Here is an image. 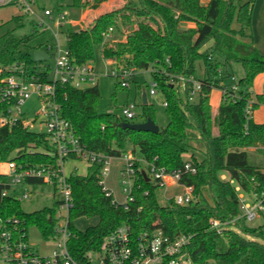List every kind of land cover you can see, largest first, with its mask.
I'll return each mask as SVG.
<instances>
[{
    "label": "trees",
    "instance_id": "trees-1",
    "mask_svg": "<svg viewBox=\"0 0 264 264\" xmlns=\"http://www.w3.org/2000/svg\"><path fill=\"white\" fill-rule=\"evenodd\" d=\"M106 1L71 0L69 6L75 10L96 9ZM252 4L253 0H208L205 4L201 0H126L96 15L86 27L76 28L69 22L63 25L65 44L75 62H92L94 49L100 46L102 58L118 67L153 68L151 75L157 82V92L167 102L168 118L156 133L121 128L119 122L134 121L98 112L96 84L58 87L61 115L71 123L86 149L118 157L131 145L132 153L135 147L139 152L134 165L133 200L126 209L113 205L112 197L102 192L99 164H89L84 175L73 171L67 176L73 198L68 248L76 261L89 263L90 255L102 248L104 238L118 226L128 224L134 233L160 229L169 236L189 235L185 252L197 264H264V223L250 227L240 219L236 230L226 228L222 234L210 225L211 219L225 222L240 213L235 186L245 193L264 189V160L257 162L250 150L264 147V121L246 119L244 114L248 100H252L253 110L264 104V92L253 94L250 90L255 77L264 72V54L253 44L250 32ZM11 22L0 25V32L7 31L0 37V69L7 73V68L21 66L25 77L46 78L50 64L32 58L37 49H43L47 59L52 54L46 44L30 45L38 33L37 26L32 23L30 32L20 34L14 32L16 27ZM185 22L193 26H183ZM109 28L120 32L123 39L105 38ZM209 41L212 45L206 46ZM234 62L243 69L236 90L231 89ZM175 75L202 82L196 100H188L190 82L184 83L182 91L171 85L168 79ZM214 89L224 92L213 112L209 95ZM5 108L0 103V112ZM134 118L154 120L153 105L142 99L141 112ZM53 152L45 132H34L21 121L0 126V161L52 165L56 160ZM186 155L196 172L183 173L179 183L192 187V200L182 205L172 199L161 203V188L147 180V163L172 171L182 168ZM27 183L43 182L29 179ZM7 187L6 177L0 174V188ZM20 201L14 196L0 197V217L24 219L27 225L36 226L43 238L51 236L54 226L47 215L54 213L56 203L26 212ZM80 216L97 217L98 221L77 230L72 220Z\"/></svg>",
    "mask_w": 264,
    "mask_h": 264
},
{
    "label": "built area",
    "instance_id": "built-area-1",
    "mask_svg": "<svg viewBox=\"0 0 264 264\" xmlns=\"http://www.w3.org/2000/svg\"><path fill=\"white\" fill-rule=\"evenodd\" d=\"M13 5L18 14L26 16L33 13L38 20V26L43 30H50L55 42L46 44L52 52L54 67H51L46 78L35 75L25 77L21 66L7 68V73L0 69V103L6 105L0 112V126H12L21 121L27 125L20 110L21 104L32 95H37L43 115L42 123L46 127L45 133L53 145L55 156L54 164L22 165L14 160L0 161V174L6 177L8 187L0 188V197L14 196L19 200L27 198L29 192L24 188L22 192H15L16 187L26 185L27 180L37 179L44 183H51L59 198L54 202L56 208L53 214L47 215V220L54 226L53 234L47 239H53L55 244L49 255H40L33 250L28 240V227L24 219L18 217H0V264H85L76 261L70 254L68 241L71 236L70 211L73 208L71 187L67 177L63 174V163L69 157L80 158L89 164L100 165L98 184L105 195L112 197L111 203L115 206L122 205L127 208V203L133 200L132 185L135 175V158L124 153L118 157L88 150L80 143L71 123L61 115V105L58 96V87L69 85L75 88L92 86L97 79V73L91 62L78 63L70 54L66 44L61 45L58 35L67 22L64 12L53 9L35 7V0H0V6ZM43 16L46 18L44 20ZM112 28L104 34L109 38ZM66 41V38H65ZM107 62H112L106 60ZM117 76L120 77L121 86L128 87L135 73L133 67H118ZM151 71H154L152 69ZM168 81L172 86H178L182 91L184 83L190 82L188 100H196L200 94L202 82L187 78L183 75L170 76ZM231 89L236 90L237 85L232 77ZM224 90V89H223ZM219 90L222 94L224 91ZM157 93V82L150 83L149 94ZM62 96H65L63 94ZM163 105L167 102L163 99ZM246 119L253 117V102L248 100L244 108ZM136 115L135 104L125 103L120 110V116L125 120H132ZM114 158L122 162L119 176L122 179L125 200L118 203L106 186V178L110 173ZM195 173L196 167L192 160L186 159L182 168L167 171L164 167L154 163H147L146 173L161 188V197L168 188H181V192H172L168 199L174 200L178 205L187 204L193 198L192 187L181 185L179 179L183 173ZM239 200L240 213L234 218L219 222L211 219L210 225L218 234L224 229L232 228L242 219L245 222L255 220L264 212V189L260 192L245 193L235 186ZM34 226V225H32ZM190 236L178 234L169 236L160 229L144 230L134 233L128 224L118 226L107 235L102 248L90 255L87 264H197L191 261L185 249Z\"/></svg>",
    "mask_w": 264,
    "mask_h": 264
},
{
    "label": "rangeland",
    "instance_id": "rangeland-1",
    "mask_svg": "<svg viewBox=\"0 0 264 264\" xmlns=\"http://www.w3.org/2000/svg\"><path fill=\"white\" fill-rule=\"evenodd\" d=\"M126 0H108L102 3L96 9H84L75 10L69 6L71 0H35V7L53 9L54 15L57 13V7L65 13L67 17V22L72 25H76V28L86 27L92 22L93 18L101 12L110 10L121 6ZM247 0H239L240 3ZM204 2V3H203ZM207 0H201V3L205 4ZM255 2V3H254ZM254 5H252L251 10V31L255 37V42L258 45L261 53L264 54V0H253ZM18 11L13 5H2L0 6V25L5 21H12L14 27L17 28V32L24 34L32 30V23L37 26L38 33L31 40L30 45L34 46L37 44H52L55 42L53 35L50 30H43V26H38V20L33 13L16 18L15 15ZM44 20L46 18L43 16ZM21 20V23H20ZM5 25H7L5 23ZM10 25V24H9ZM193 25L191 22L183 23V26ZM10 30V29H9ZM6 32H0V37L4 36ZM110 39H123V35L118 31H113L110 34ZM58 39L62 46L65 45V36L63 33H59ZM212 45V41H209L206 46ZM51 67H54L53 55L46 59ZM92 65L97 73V79L95 84L97 85L99 91V99L96 105L97 111L100 113H115L120 116L121 107L129 102L135 104L136 114L141 112V101L142 95H145L147 103H150L154 107V121L159 127H164L167 123V113L165 106L163 105V96L160 92L155 95L149 94L150 83L153 78L151 75V70L148 69H136L132 80L128 87L121 86L118 82H121L119 76L114 73L116 71V64L114 62H107L102 58L100 53V46H96L94 49V59L92 60ZM233 77L236 82L240 77L243 76V69L239 63H232ZM201 66L198 65V73L201 74ZM118 83V84H117ZM217 91V89H215ZM251 92L254 94L258 90L264 92V82L261 79H256L254 85L251 87ZM214 96V95H213ZM213 98V97H212ZM41 108V103L37 95H32L30 98L26 99L20 106L22 112V117L27 123L30 130L34 132L44 133L46 131L45 125L42 123L44 117L39 113ZM121 117V116H120ZM254 120L264 121V104L260 105L253 114ZM130 121H141L140 118H133ZM131 145H128L126 152L129 156L136 158L139 155L138 148L135 147V152H131ZM257 157V162L264 160V147L261 149L250 148ZM260 150V151H259ZM197 157H200L198 152H195ZM185 159H189L186 155ZM122 162L119 158H114L111 164L110 173L106 178V186L109 192L112 193L113 197L118 203H122L125 200V193L122 192L123 184L121 177L119 176V170ZM89 163L83 159L69 157L63 163V174L67 177L73 171L78 174H86ZM222 178L225 176L222 174ZM29 192L27 198L22 199L20 202L21 207L24 211L30 212L34 210H39L45 207H50L54 205V202L59 198V196L54 193L56 192L51 183H32L16 187L15 192H22L23 189ZM166 190V194L162 195L161 192L158 194V200L161 203L167 202L172 195V190ZM172 189V188H171ZM182 189L177 188V192H181ZM175 192V191H174ZM98 221L97 217H86L80 216L72 220V225L77 230H84L88 226L96 224ZM264 223V212L257 217L255 220L246 222L250 227H257ZM235 229L236 227H232ZM236 230V229H235ZM251 238L249 235L247 236ZM28 240L33 250H36L40 255H49L55 244L53 239H45L42 237L39 229L36 226L28 227Z\"/></svg>",
    "mask_w": 264,
    "mask_h": 264
},
{
    "label": "water",
    "instance_id": "water-1",
    "mask_svg": "<svg viewBox=\"0 0 264 264\" xmlns=\"http://www.w3.org/2000/svg\"><path fill=\"white\" fill-rule=\"evenodd\" d=\"M33 60H46L48 58L47 53L42 49L34 50L32 53ZM143 102H146L145 95H142ZM118 125L121 128H127L136 131H146L156 133L159 130V126L155 123L154 120L147 118L144 121L139 122H119ZM142 174L145 176V172L142 171ZM149 178H147L148 180Z\"/></svg>",
    "mask_w": 264,
    "mask_h": 264
},
{
    "label": "crops",
    "instance_id": "crops-1",
    "mask_svg": "<svg viewBox=\"0 0 264 264\" xmlns=\"http://www.w3.org/2000/svg\"><path fill=\"white\" fill-rule=\"evenodd\" d=\"M208 1V0H207ZM204 3V2H203ZM255 3V2H254ZM254 3L252 4V5H254ZM190 26H193V25H190ZM14 32H17V28H15V30H14ZM250 32H251V35H252V41H253V44L256 46V48L260 51V49H259V47H258V45L256 44V42H255V37H254V35H253V33H252V31H251V28H250ZM43 50V49H42ZM260 52H262V51H260ZM256 79H261L262 80V82H264V72H262V73H259L256 77H255V79H254V81H253V85H254V82L256 81ZM259 93H263L261 90H258L257 92H255L254 94H259ZM214 95V96H213ZM213 97V98H212ZM220 99H221V93H220V91L219 90H212L211 91V93H210V95H209V103H210V105H211V109H212V111L214 112L215 110H216V108H217V106H218V104H219V101H220ZM254 119V118H253ZM254 121H256V122H262V121H257V120H254ZM169 190H172L173 192L175 191V192H177V188H173V189H169Z\"/></svg>",
    "mask_w": 264,
    "mask_h": 264
},
{
    "label": "flooded vegetation",
    "instance_id": "flooded-vegetation-1",
    "mask_svg": "<svg viewBox=\"0 0 264 264\" xmlns=\"http://www.w3.org/2000/svg\"><path fill=\"white\" fill-rule=\"evenodd\" d=\"M134 122H136V121H134Z\"/></svg>",
    "mask_w": 264,
    "mask_h": 264
}]
</instances>
